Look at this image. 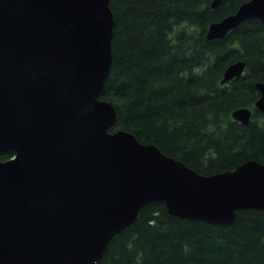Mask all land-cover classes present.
<instances>
[{
  "label": "water",
  "instance_id": "water-1",
  "mask_svg": "<svg viewBox=\"0 0 264 264\" xmlns=\"http://www.w3.org/2000/svg\"><path fill=\"white\" fill-rule=\"evenodd\" d=\"M252 18L264 23V0L210 23L206 38ZM113 25L109 0H0V155L12 153L0 160V264H97L155 200L172 215L216 224H231L239 209L264 211L263 163L202 175L111 131L116 110L99 93ZM244 69L230 63L220 83ZM255 86L264 118V81ZM251 115L232 112L244 125Z\"/></svg>",
  "mask_w": 264,
  "mask_h": 264
},
{
  "label": "trees",
  "instance_id": "trees-1",
  "mask_svg": "<svg viewBox=\"0 0 264 264\" xmlns=\"http://www.w3.org/2000/svg\"><path fill=\"white\" fill-rule=\"evenodd\" d=\"M244 1L212 8L213 0H109L112 62L99 98L116 110L111 131H128L202 175L264 164V118L255 108L264 23L246 19L223 38H206L210 23ZM237 60L243 74L221 84ZM240 107L252 111L246 125L232 118ZM97 264H264V211L239 209L231 224H216L172 215L155 200L110 239Z\"/></svg>",
  "mask_w": 264,
  "mask_h": 264
}]
</instances>
